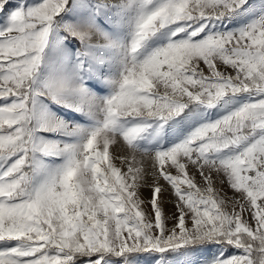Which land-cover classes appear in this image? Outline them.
<instances>
[{
	"label": "snow or ice",
	"instance_id": "obj_1",
	"mask_svg": "<svg viewBox=\"0 0 264 264\" xmlns=\"http://www.w3.org/2000/svg\"><path fill=\"white\" fill-rule=\"evenodd\" d=\"M0 264H264V0H0Z\"/></svg>",
	"mask_w": 264,
	"mask_h": 264
},
{
	"label": "rangeland",
	"instance_id": "obj_2",
	"mask_svg": "<svg viewBox=\"0 0 264 264\" xmlns=\"http://www.w3.org/2000/svg\"><path fill=\"white\" fill-rule=\"evenodd\" d=\"M145 195H147V193H145Z\"/></svg>",
	"mask_w": 264,
	"mask_h": 264
}]
</instances>
